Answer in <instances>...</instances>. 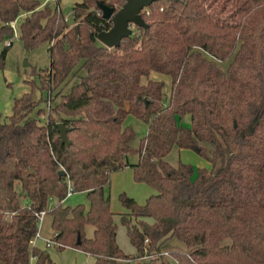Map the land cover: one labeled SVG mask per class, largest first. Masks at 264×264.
Masks as SVG:
<instances>
[{"label":"trees","instance_id":"trees-1","mask_svg":"<svg viewBox=\"0 0 264 264\" xmlns=\"http://www.w3.org/2000/svg\"><path fill=\"white\" fill-rule=\"evenodd\" d=\"M99 1L115 9L124 2L75 1L70 25L58 4L0 0V43L11 42L0 68L23 16L25 51L49 44V67L31 86L58 97L37 110L43 121L28 117L40 101L32 92L15 99L8 122L0 116V264H56L32 244L41 213L51 217L56 249L81 250L93 264L145 256L157 264H264V0H158L141 13L147 28L111 49L96 40L111 27ZM151 72L170 77L167 99ZM129 116L147 125L137 146ZM173 148L193 150L209 166L172 164ZM126 167L155 191L143 204L119 194L134 254L119 247L109 205L110 175ZM76 192L87 207L63 205ZM173 239L184 249L159 256Z\"/></svg>","mask_w":264,"mask_h":264},{"label":"rangeland","instance_id":"rangeland-1","mask_svg":"<svg viewBox=\"0 0 264 264\" xmlns=\"http://www.w3.org/2000/svg\"><path fill=\"white\" fill-rule=\"evenodd\" d=\"M75 1L79 0H44V3L48 2L50 5H56L60 7L65 19L71 25L73 23L71 7ZM23 16H20L16 22L12 25L15 28V36L12 39V45L8 47V51L5 57V63L2 68H0V116L3 121L8 122L10 116L13 112V106L16 98L26 92H32V97L34 100L39 101L38 107L34 112L28 115L29 118H38L40 121L45 119V112L43 115H38L37 110L45 109L50 103V106L58 100L55 92H53L50 97H47L46 91H40L37 88H32L31 83L34 81L38 85L37 75L40 70L49 67V44L43 43L36 47L35 49L27 52L25 51L20 38H19V29L18 25L22 20ZM136 27H133L135 30ZM11 42H2L0 43V52ZM100 43V42H99ZM27 61L28 66H24V61ZM149 79L159 80L164 83L163 93L164 99H167L170 91V82L171 79L169 76L160 74L157 72H151ZM76 80L71 81L67 86L62 89L63 93H67L70 90V87ZM49 101V102H48ZM190 119L186 115L182 119L184 125H189ZM126 123L130 125L135 133L136 137L132 141V146H137L139 139L143 137L146 132L147 125L132 116H129L126 120ZM166 159L175 164L178 160L183 163L189 164L193 168L201 167L205 164L206 160L201 157L197 152L193 150H178L173 148ZM130 160H135L134 157H130ZM17 189L20 193L21 188L20 184L17 183ZM151 187L145 183L136 182L133 179L132 170L129 167H126L122 170L112 172L110 175V187H109V205L111 211L114 213V222L117 225L116 228V240L119 247L126 253L132 252L134 250L133 246L130 244L124 226L120 223L119 213L126 212L127 209L122 206L119 201V194L125 193L127 196L134 198L138 203H143L147 195L151 192ZM21 204L25 203L24 198L20 194ZM56 200H51L50 206L55 204ZM76 204H84L87 207L86 195L83 192L72 193L71 196H68L63 201L65 206H75ZM40 227H39V237L37 244L44 246L42 238L48 237L52 233L50 226L51 217L47 213L41 215ZM86 236L89 237L93 231V226L88 225L85 228ZM170 249H184L183 244L176 240H169L163 246V252ZM50 258L56 264H93L94 261L87 253L71 248L65 247L61 250L56 248H50L48 251ZM164 259L171 260L169 257H163ZM151 259V261H150ZM150 257L137 260V264H157L158 261Z\"/></svg>","mask_w":264,"mask_h":264},{"label":"water","instance_id":"water-1","mask_svg":"<svg viewBox=\"0 0 264 264\" xmlns=\"http://www.w3.org/2000/svg\"><path fill=\"white\" fill-rule=\"evenodd\" d=\"M156 1L158 0H124L118 9L99 1L96 6L100 10L102 17L111 22V27L108 30L97 33L96 40L107 48H116L120 45L122 39L132 34L133 27L146 29L147 24L144 22L141 13ZM28 65L25 60L24 66ZM57 128L62 142L68 145L67 128L63 123H58ZM59 174L62 175L63 171H59Z\"/></svg>","mask_w":264,"mask_h":264},{"label":"crops","instance_id":"crops-1","mask_svg":"<svg viewBox=\"0 0 264 264\" xmlns=\"http://www.w3.org/2000/svg\"><path fill=\"white\" fill-rule=\"evenodd\" d=\"M181 150H186V149H181ZM209 166V164H208V162L206 161L205 162V164H203L201 167H208ZM132 170V169H131ZM155 193V191L153 190V189H151V192L147 195V197L149 196V195H151V194H154ZM69 196H71V195H69ZM146 197V198H147ZM132 198V197H131ZM134 199V198H133ZM135 200V199H134ZM146 200V199H145ZM136 201V200H135ZM137 202V201H136ZM145 202V201H144ZM143 202V203H144ZM138 203V202H137ZM143 203H138V204H143ZM111 210V209H110ZM127 212V211H126ZM122 213H124V212H122ZM120 214V213H119ZM40 221H41V219H40ZM40 221H39V223H38V232H37V235L33 238V240H32V244L34 245V246H36V247H38V248H40V249H45L46 251H48L50 248H55V245L51 242V237H52V234H53V231H52V233L48 236V237H46V238H42L41 240H42V242H43V244H44V246H40V245H38L37 244V240L38 239H40V237H39V227H40ZM51 222V221H50ZM51 226V225H50ZM93 232V231H92ZM85 233H86V230H85ZM92 236V233H91V235H89V237H91ZM88 237V236H87ZM123 251V250H122ZM124 252V251H123ZM134 252H135V250H133L132 252H129V253H126V252H124V253H126V254H134ZM90 256V255H89ZM90 257H92V256H90ZM92 259H93V261H94V258L92 257Z\"/></svg>","mask_w":264,"mask_h":264},{"label":"built area","instance_id":"built-area-1","mask_svg":"<svg viewBox=\"0 0 264 264\" xmlns=\"http://www.w3.org/2000/svg\"><path fill=\"white\" fill-rule=\"evenodd\" d=\"M69 195H71V193H68V196ZM43 213H41L40 214V218H41V215H42ZM40 218H39V221H40ZM146 242V241H145ZM159 256H162V257H170L169 256V253L168 252H166V251H164V252H162ZM144 258H147L146 256L145 257H143L142 259H144ZM128 264H137V262L135 261H126Z\"/></svg>","mask_w":264,"mask_h":264}]
</instances>
